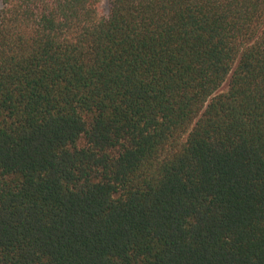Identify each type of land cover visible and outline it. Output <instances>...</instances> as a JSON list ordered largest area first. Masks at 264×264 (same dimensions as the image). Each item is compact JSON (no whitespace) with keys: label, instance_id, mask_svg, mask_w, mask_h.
I'll list each match as a JSON object with an SVG mask.
<instances>
[{"label":"trees","instance_id":"obj_1","mask_svg":"<svg viewBox=\"0 0 264 264\" xmlns=\"http://www.w3.org/2000/svg\"><path fill=\"white\" fill-rule=\"evenodd\" d=\"M0 264H264V0H1Z\"/></svg>","mask_w":264,"mask_h":264},{"label":"rangeland","instance_id":"obj_2","mask_svg":"<svg viewBox=\"0 0 264 264\" xmlns=\"http://www.w3.org/2000/svg\"><path fill=\"white\" fill-rule=\"evenodd\" d=\"M1 7V0H0ZM100 9L103 14H107L109 11V0H100ZM226 84L221 88V90H225Z\"/></svg>","mask_w":264,"mask_h":264}]
</instances>
